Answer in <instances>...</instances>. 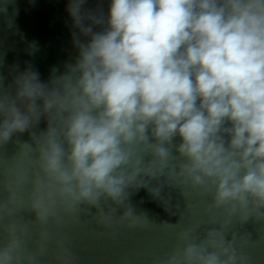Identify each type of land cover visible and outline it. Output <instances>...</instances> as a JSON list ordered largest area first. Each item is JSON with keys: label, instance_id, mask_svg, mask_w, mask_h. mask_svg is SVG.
Here are the masks:
<instances>
[{"label": "clouds", "instance_id": "clouds-1", "mask_svg": "<svg viewBox=\"0 0 264 264\" xmlns=\"http://www.w3.org/2000/svg\"><path fill=\"white\" fill-rule=\"evenodd\" d=\"M86 3L67 6L79 55L66 71L53 68L47 82L30 64L12 66L10 82L0 74V145L42 117L48 122L32 135L34 147H20L39 172L30 180L18 165L0 185L7 237L0 264H38L13 219L21 185L31 182V209L42 224L86 205L105 225L122 208L121 219L134 226L140 215L128 190L159 197L160 177L173 173L193 187L214 186L212 207L227 218L210 220L218 227L199 242L196 229L180 232L183 246L159 264H251L225 228L232 216L241 224L264 221V0H109L107 15ZM177 135L179 171L169 167ZM132 146L152 159L145 162ZM152 180L158 183L150 187ZM58 260L72 264L66 255Z\"/></svg>", "mask_w": 264, "mask_h": 264}, {"label": "water", "instance_id": "water-1", "mask_svg": "<svg viewBox=\"0 0 264 264\" xmlns=\"http://www.w3.org/2000/svg\"><path fill=\"white\" fill-rule=\"evenodd\" d=\"M68 3L69 0H0V60L3 61L0 74L7 77L6 83L11 80L9 70L14 65L21 71L32 65L41 80L47 82L53 68L58 69L56 75H60L66 71V64L75 63L79 50L73 43V31L78 32V29L72 27ZM84 7H103L107 15L109 0H87ZM93 30L101 28L96 26ZM47 126V119L42 117L38 124L23 133H15L5 145H0V185L18 165L27 171L30 180L39 172L21 156L20 147L24 143L34 147L32 135L39 136ZM149 138L155 143L150 132ZM181 142L177 135L170 146L173 158L169 167H177V171L184 162L176 147ZM132 151L144 155L145 162L152 159L151 153L141 146H132ZM157 183L152 180L149 186ZM159 183L162 185L159 197L143 187L128 190L129 203L135 214L140 215V222L134 226L121 219L122 208L117 209L111 223L105 225L97 210L94 207L88 210L86 205H81L83 209L74 216L61 210L59 222L50 219L42 224L31 209V182L18 188L13 219L24 229L25 248L37 256L38 264H59L58 257L62 255L71 259L72 264H159L178 246H183L178 240L180 232L196 229L192 235L199 242L207 229L218 227L210 220L222 224L227 218L223 208L212 207L214 186L209 185L207 190L193 187L190 180L175 173L168 179L161 176ZM4 198L6 193L0 191V199ZM225 231L227 240L232 239L233 233L237 234L234 246L249 257L251 264H264V221L257 223L250 219L241 224L238 216H232ZM45 233L47 240L43 238ZM6 239V233L0 231V244Z\"/></svg>", "mask_w": 264, "mask_h": 264}]
</instances>
